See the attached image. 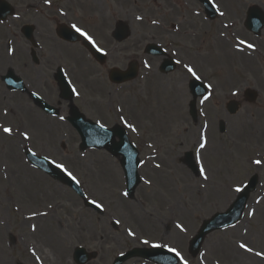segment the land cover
Segmentation results:
<instances>
[{"label":"rangeland","instance_id":"obj_1","mask_svg":"<svg viewBox=\"0 0 264 264\" xmlns=\"http://www.w3.org/2000/svg\"><path fill=\"white\" fill-rule=\"evenodd\" d=\"M8 1L15 15L0 23V125L12 128L21 106L38 120V125L30 127L29 141L20 144L0 133V264H27L31 259L20 240L28 235L27 227L32 221L26 216L32 212L47 213L38 215L35 222L38 230L31 244L40 247L50 263L59 260L61 264H75L73 250L82 247L96 255L88 264H112L121 253L159 244L161 248L164 245L177 248L189 264H264V259L255 256V251H264V162L256 166L252 163L256 153L264 152V30L260 37L254 38L242 26L246 9L257 5L264 11V0H214L224 15L211 25L194 15L195 10L200 11L195 0H51L47 5L44 0ZM168 5L179 16L171 15ZM66 6L71 18H81L85 31L107 52L103 68L126 69L131 59L138 63L135 83L114 92L104 69L85 52L77 47L65 48L54 36L55 41L52 25L66 22L57 14ZM136 16L143 19L137 20ZM156 17L160 18V28L148 29L147 25ZM114 20L125 22L131 30V38L120 45L110 38ZM176 22L183 25L182 34L172 33V24ZM26 23L38 27L34 34L39 46L38 66L32 64L30 46L19 32ZM224 25L228 31L239 34L240 40L255 45L256 50L242 55L218 52L214 56L212 45L218 32L227 31ZM149 43L160 45L176 61H181L176 72L168 76L156 74L159 60L143 54ZM9 48L13 49L11 54ZM145 61L150 68L144 67ZM184 64L193 67L202 82L212 85L211 100L198 107V123L188 116L187 84L193 77ZM57 67L66 72L77 91L84 83L92 91L97 85L96 74L100 82L94 95L98 107L94 99L90 100L92 109H86L79 97L73 101L88 119L112 127L123 125L120 120L123 116L136 128L127 131L139 153L140 182L132 198L124 195V177L118 159L104 151L80 152L77 134L64 119L60 120L67 115L68 105L58 100L52 83V72ZM7 71L22 79L28 93H35L59 108V116H45L32 105L27 94L8 91L1 82ZM246 88L257 91L254 104L244 103L242 93ZM233 91L239 94L233 96ZM231 100L242 104L234 116L225 111ZM8 108L15 115L3 116L2 112ZM220 121L226 128L223 134L218 131ZM206 124L208 148L199 155L209 184L206 181L203 185L200 175L195 176L181 161L185 153H191L195 161L198 146L193 139L197 134L200 136L199 128ZM247 144L254 148L245 151ZM25 149L64 164L79 181L86 198L103 205V214L84 208L72 192L31 168L23 154ZM19 175L31 184L21 187ZM253 175L258 176L259 185L243 219L209 235L199 254L190 256L188 243L202 221L225 212L237 195L234 188L242 187ZM252 210L255 214L249 217ZM112 222L117 228L110 226ZM178 224L186 231H181ZM129 229L135 236L127 235ZM143 240L149 244L141 243ZM241 241L248 243L253 253L238 249ZM125 264L152 263L132 259Z\"/></svg>","mask_w":264,"mask_h":264},{"label":"water","instance_id":"obj_2","mask_svg":"<svg viewBox=\"0 0 264 264\" xmlns=\"http://www.w3.org/2000/svg\"><path fill=\"white\" fill-rule=\"evenodd\" d=\"M3 9H4L3 7H2V9H0V15L1 16L5 15V11H3ZM250 14H251V19H252V21H251L252 24L249 25L250 22H248L247 25H249L250 29L257 31L262 26L260 14L257 10L251 12ZM122 35H123V38H125L127 36V34L124 30H122ZM25 36L28 40H31L30 29H28L25 32ZM64 37H68V36H64ZM117 37H118V39L121 38L120 35H118ZM93 55L98 61L102 62L103 58L101 56L95 55L94 53H93ZM33 59L36 62V60L34 58V54H33ZM112 76L114 77V79L123 82V81H125V79H128L127 81L133 79L135 77V74L133 71H130L127 76L122 77V76L118 75V72H112V74L110 75V78H112ZM4 81L8 84L9 87L22 90V83L19 80L14 79L11 74H9L6 78H4ZM62 83L64 84V82H62ZM192 86H193V88H198L199 95L204 94V90L201 89L200 86H198L196 84H192ZM62 89H63L62 91L64 93V97L65 98L69 97V96H67V93L69 92L68 89L64 86L62 87ZM34 99L37 101L36 98H34ZM252 99H254L253 96H251L250 100H252ZM40 105L45 111H47V112L52 111L48 106H46L42 103ZM232 113H234V110L232 111ZM71 122L73 123L74 128L76 129V131L78 132V134L81 138V141H82L81 149L82 150L90 148V147H93V148L104 147L106 149H110V150L113 149L114 150V148H110V141L112 140L113 137L117 136L121 141L119 143V145H121V147H117V149H115L116 151L114 153H115V155L121 154L122 156H124V160L122 161V163H123V168L125 170L126 178L129 180V183H133L134 179L137 180L136 154L134 153V151L131 147L126 146V145H128V143H126L127 141H126L123 133H121L118 130L108 131V130L101 129V128H99V127H97V126H95L89 122H85L82 119V117H80V116L74 117L71 120ZM123 144H126V145H123ZM120 149H123V152H120ZM117 150H119V152ZM29 159H30L29 161L32 163V165H35L36 167L41 168L42 164L46 165V166L42 167L41 169L44 170L46 173H48L50 176H53L54 178L59 179L62 183L71 186V184L69 182H67L65 179H62L61 176L56 171H53L52 168L48 167L47 163L44 160L36 159V158L30 157V156H29ZM243 194L240 196L239 200L232 206V208L226 214L216 216L212 221L207 222L203 225L202 230L198 236L199 241H201L203 239V237L206 233H209L210 231L215 229V227H214L215 221L223 220V221H225L223 226H227L229 224H232L234 221H236L237 219L240 218L241 213H242V209H243L245 201H246V198H245L246 194L245 195H243ZM153 254L154 253L152 251H150V252H148V251L136 252V255L143 256V257L147 256L148 258H153L152 257ZM160 259H164V258H160ZM173 263H174V261H173Z\"/></svg>","mask_w":264,"mask_h":264},{"label":"snow or ice","instance_id":"obj_3","mask_svg":"<svg viewBox=\"0 0 264 264\" xmlns=\"http://www.w3.org/2000/svg\"><path fill=\"white\" fill-rule=\"evenodd\" d=\"M44 3L46 5L47 4H50L51 3V0H44ZM212 7L215 8V7H217V5L212 4ZM61 15H65V13L63 11H61ZM219 15L223 16L224 13L223 12H219ZM136 19L137 20H142L143 17L136 16ZM152 23L153 24H156L157 21L156 20H153ZM225 27H227V25ZM71 28L76 33H78L81 37H83L89 44H91L92 47L95 48L97 52H101L102 54L107 55V53L104 52V49L100 48L96 44V42L93 39V37L87 31L83 30L81 27H79L75 23L71 24ZM238 44L239 45H245L248 49H252V50L255 49V45H253L251 43H247L244 40H238ZM238 50H240V49L238 48ZM8 51L11 54L13 52V49L12 48H9ZM176 63L177 64H180L181 61L180 60H177ZM144 67L145 68H150L151 65L147 61H145L144 62ZM183 67L186 69L187 73L190 74L194 79H196V80H199L200 79V76L197 75V73H196V71L194 70L193 67H191L188 64H184ZM69 83H71V82H69ZM204 87L206 89H211L212 88V85L211 84H206V85H204ZM72 93L74 95H76V96H79L80 95V93L77 91V89L75 87H72ZM238 94H239L238 92H235V91L232 92V95L233 96H237ZM33 95H35V93H33ZM209 98H210V94L209 95H205L203 97V99L200 101V103L203 104ZM6 114H7V110H5V115ZM63 119H64V117L61 116L60 117V120H63ZM120 119H121L122 122L125 123V126L126 127H128L129 129H131L132 131H136V128L132 124L128 123L124 119L123 116H121ZM0 127H2L3 133L8 134V135H12L13 134V129L11 127H3L2 125H0ZM205 127H207V125H205ZM19 135L21 137H23V139L25 141H27V140L30 139V135H29L28 131H26V130L20 131L19 132ZM207 144H208L207 136H206V134L203 131H201L200 136H199V140H198V148L196 149L197 155L195 157V163H196V165L199 166V175H200V177L203 180H205V181L208 180V175L206 174V170L204 168V165H203V162H202V159H201V156L199 155V153H200L201 150L206 149ZM29 151H31V150H29ZM32 155L34 156L35 153H32ZM45 159H47V158H45ZM51 163L54 164L55 167L58 168L61 172L65 173V175H67L72 181H74L76 184H79V181L76 179V177L71 172L68 171V169L65 167L64 164H62V163H56L54 160L51 161ZM252 163L255 164V165H261L262 164V161L260 159H254V160H252ZM155 166L157 168L160 167L159 164H157ZM145 183H149L150 184L151 181H145ZM234 191L237 192V193H239V192H242L243 191V188L240 187V186H237V187L234 188ZM124 195L126 196L127 193L125 192ZM89 203L95 205V207L98 208V209H103V205L101 203L97 202L96 200H91V201H89ZM48 207L51 208L52 205L49 204ZM254 214H255V210H252V211H249L248 212V216L249 217L253 216ZM35 215H37V213H35V212L32 213V216H35ZM39 215L46 216L47 213L46 212H41V213H39ZM29 219H31V217H29ZM116 223H119V221H116ZM31 227H32V231H35L36 230V225L33 224ZM177 227L180 228L181 231H186V229H184L179 224L177 225ZM246 231L247 230L245 229V232ZM127 235L128 236H135V233L131 229H129L128 232H127ZM141 243L147 245V244H149V241L148 240H143V241H141ZM151 246L154 247V248L161 247V245H159V244H152ZM164 247L167 248V250L169 252L173 253L175 255V257L178 258L179 264H189V261L183 257L182 253L177 248H175V247H169L168 245H164ZM237 247H238V249L242 250L245 253H253V251H254V249L252 247H250L248 243H245L243 241L239 242L237 244ZM30 251H32L33 256L36 257V260H37L38 264H42V262H40V257L39 256H36L35 251L32 250V249H30ZM121 254H123V253H121ZM255 256L256 257H259L261 259H264V251H255Z\"/></svg>","mask_w":264,"mask_h":264},{"label":"bare ground","instance_id":"obj_4","mask_svg":"<svg viewBox=\"0 0 264 264\" xmlns=\"http://www.w3.org/2000/svg\"><path fill=\"white\" fill-rule=\"evenodd\" d=\"M155 28V27H153ZM231 38L233 39H237V34L235 33L234 35L231 36ZM217 43L218 45L215 47V50H216V53L218 52H222L223 54H229L230 52H237L235 48H233L227 37H223V35L221 34H218L217 36ZM234 49V50H233ZM234 52V53H235ZM2 115L3 116H8L10 115L13 116L15 115V111H13L12 109H7V114L5 115V111L2 112ZM38 125V120L27 110V109H20V113L17 117V122L15 123V125L12 127L13 129V134L12 135H9L11 138H13L14 140H16L18 142V144H20L21 142H28L29 140L25 141L23 139V137H21L19 135V132L20 131H23V130H26V131H30V127L31 126H37ZM3 127H6V126H3ZM0 133L1 135H8V134H5L3 133L2 131V127H0ZM198 140H199V135L197 134V136H195V138L193 139V143H195L197 146H198ZM208 146V144H207ZM206 146V149L208 148ZM250 148H254V146H251V145H248L245 147L246 150H249ZM2 151L4 152L5 151V148H2ZM205 151V149L203 150ZM10 152V150H8V153ZM253 159H260L261 161H264V152L263 153H256L253 157ZM252 159V160H253ZM173 166V168H176L173 164H171ZM16 168L19 170V168L17 167L16 165ZM208 181V180H207ZM18 182H19V185L22 187L26 185H30L31 183L26 179V177H22L21 175H19V179H18ZM26 182V183H25ZM201 183L203 185H206L207 182L203 179H201ZM208 184H209V181H208ZM225 189H227V186L225 187ZM34 213V212H32ZM32 213L28 214L26 217L29 218L31 217L30 220H32V223L30 224V232L33 233L34 232V236H36V233H37V229L35 231H32V225L34 224L35 225V222H36V215L35 216H32ZM37 213V212H35ZM2 228V221H1V218H0V229ZM34 236H25L24 238H22L20 241L23 243V246L26 250L29 251L30 255H31V259L27 260V264H38L37 260H36V257L33 256L32 254V251H30V249L34 250L35 253H36V256H39L40 257V262H42V264H61L59 262V260L54 261L52 263H50L48 257L46 254L43 253V250L36 246L35 245V248L32 246L31 244V238L34 237ZM99 238H101L99 236ZM56 239H58V237H56ZM0 240H2V237L0 236ZM26 241V242H23V241Z\"/></svg>","mask_w":264,"mask_h":264},{"label":"flooded vegetation","instance_id":"obj_5","mask_svg":"<svg viewBox=\"0 0 264 264\" xmlns=\"http://www.w3.org/2000/svg\"><path fill=\"white\" fill-rule=\"evenodd\" d=\"M65 13V12H64ZM67 14H65L64 16H66ZM123 87H125V86H123ZM116 88H119V87H116Z\"/></svg>","mask_w":264,"mask_h":264}]
</instances>
